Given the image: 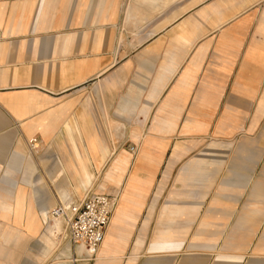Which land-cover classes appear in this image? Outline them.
Segmentation results:
<instances>
[{"label": "crops", "instance_id": "0c3cea01", "mask_svg": "<svg viewBox=\"0 0 264 264\" xmlns=\"http://www.w3.org/2000/svg\"><path fill=\"white\" fill-rule=\"evenodd\" d=\"M261 141L264 0H0V264H264ZM100 177L72 249L48 212Z\"/></svg>", "mask_w": 264, "mask_h": 264}, {"label": "built area", "instance_id": "2783aa9c", "mask_svg": "<svg viewBox=\"0 0 264 264\" xmlns=\"http://www.w3.org/2000/svg\"><path fill=\"white\" fill-rule=\"evenodd\" d=\"M35 142L34 139L30 143ZM134 149L130 147L129 151L134 152ZM117 203V195L89 191L82 200L70 202L67 207L58 205L49 213L53 218L62 220L65 237L73 248L81 245L90 248L94 253L104 239Z\"/></svg>", "mask_w": 264, "mask_h": 264}, {"label": "rangeland", "instance_id": "374dc122", "mask_svg": "<svg viewBox=\"0 0 264 264\" xmlns=\"http://www.w3.org/2000/svg\"><path fill=\"white\" fill-rule=\"evenodd\" d=\"M257 132H258V128H257V130H256ZM242 141V140H241ZM237 142L238 144H246V142H244V141H242V142ZM260 145H259V147H261V148H263V145H264V142H262L261 141V143H259ZM240 148L239 149H243L244 147L243 146H239ZM120 149V148H119ZM203 149V151H205V146L202 148ZM235 150H232V149H230L229 150V152H227V153H225V157H227L228 156V158H227V160H229V161H232V160H237V158L238 159H240L241 161H244V160H247V156H248V154H247V151H244L245 149H243V150H241V151H237L236 149H237V147L236 148H234ZM257 150H258V148H257ZM200 154V149H198L197 150V152H194L191 156H190V158L189 159H191V160H195V157L197 156V155H199ZM116 155V154H115ZM138 155V152L137 151H135L134 152V154H133V157L135 158L136 156ZM213 155H215V154H213ZM103 172V171H102ZM102 175V174H101ZM93 188H89L86 192H89V191H91V192H96V193H99V194H107V195H110V196H115V195H117L116 194V186L114 185V184H112L111 182H108V181H105L104 179H102V177H100V178H96V181H95V184H94V186H92ZM177 186H175L174 188H176ZM196 187H198V186H196ZM177 188H180V187H177ZM177 188H176V190H177ZM175 190V191H176ZM173 191L174 192V194L175 193H178V191ZM85 192V193H86ZM85 195V194H84ZM172 195H173V193L171 194V193H167V195H165L161 200H160V202H159V205H160V207L162 208V205H164V203L166 202V201H168V197H172ZM84 196L82 195V194H79V196H78V200H73L74 202H76V201H80V200H82V198H83ZM118 197V196H117ZM61 203L62 202H59L57 205H53L54 207H56V206H58V205H61ZM53 207V208H54ZM52 209V208H51ZM52 219H50L49 218V222H51L52 223V221H51ZM56 221H59V220H56ZM61 223V225H62V230H61V236H64L65 237V232H64V223L63 222H60ZM183 234V233H182ZM66 238V237H65ZM65 241L67 242V239H65ZM72 249H74L73 247H72ZM184 254H183V252H180V253H177L176 254V258H177V262L182 258V256H183ZM50 256V255H49ZM249 258H251V256H249ZM247 260H248V257H246V256H244L242 259H241V264H247ZM80 264L82 263V262H79Z\"/></svg>", "mask_w": 264, "mask_h": 264}, {"label": "bare ground", "instance_id": "6f19581e", "mask_svg": "<svg viewBox=\"0 0 264 264\" xmlns=\"http://www.w3.org/2000/svg\"><path fill=\"white\" fill-rule=\"evenodd\" d=\"M32 140H34V139H30V140H29V147H30L31 150H33V152H37V151L39 150V148H40V147H39V144H38L37 141H36L35 143H30ZM35 140H36V139H35ZM68 205H69V204H66V203H65V204H63L62 206H63V207H67ZM50 210H51V209H50ZM50 210H49V211H50ZM48 216H49V218L52 219V220H59L60 222H62V220H60V219H58V218H53L49 212H48ZM110 222H111V220H110ZM109 225H110V224H109ZM108 228H109V226H108ZM108 228H107V230H108ZM107 230H106V233H107ZM106 233H105V236H106ZM105 236H104V239H103L101 245L103 244V242H104V240H105ZM101 245H100V246H101ZM80 246H81V245H80ZM100 246H99V247H100ZM89 249H90V248H89Z\"/></svg>", "mask_w": 264, "mask_h": 264}]
</instances>
